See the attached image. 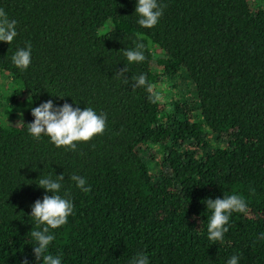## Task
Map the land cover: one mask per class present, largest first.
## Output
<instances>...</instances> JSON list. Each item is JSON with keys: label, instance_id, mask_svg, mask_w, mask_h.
Wrapping results in <instances>:
<instances>
[{"label": "trees", "instance_id": "1", "mask_svg": "<svg viewBox=\"0 0 264 264\" xmlns=\"http://www.w3.org/2000/svg\"><path fill=\"white\" fill-rule=\"evenodd\" d=\"M137 2L0 0L17 22L13 42L0 41V76L31 100L13 117L17 90L0 93V264H42L31 231L45 225L32 205L52 195L39 178L62 173L58 194L73 212L49 230L48 248L61 264H132L138 253L148 264H227L233 255L264 264V0H157L163 15L152 28L138 24ZM138 41L145 60L129 63L124 51ZM29 43L21 70L11 58ZM141 74L155 88L175 77L191 89L153 102L146 86L132 87ZM48 100L92 108L104 132L75 151L33 137L31 110ZM232 194L248 211L233 212L213 243L204 201Z\"/></svg>", "mask_w": 264, "mask_h": 264}, {"label": "clouds", "instance_id": "2", "mask_svg": "<svg viewBox=\"0 0 264 264\" xmlns=\"http://www.w3.org/2000/svg\"><path fill=\"white\" fill-rule=\"evenodd\" d=\"M163 7L157 3V0H138L135 12L139 15L138 24L143 28H152L163 15ZM15 20H10L7 13L0 9V41L11 44L17 35ZM145 45L142 42H136L135 48L124 51V55L129 63L143 62L145 60ZM12 62L21 70L27 69L31 63V45L26 48L16 50L12 56ZM127 72V67L121 69L117 76L123 79ZM125 83L128 80L124 79ZM132 87H145L150 94V99H161L160 95L155 92V86L147 82L144 74L132 78ZM34 121L28 124L29 133L39 138L41 134L47 135L56 147L65 146L71 150H76V143L87 142L94 136L102 134L105 130L106 119L103 115H97L92 108L79 107L73 108L70 104L64 103L60 107H54L52 100H48L31 110ZM75 182L76 187L83 192H89L90 186H86V179L72 175L70 177ZM64 180L63 173L56 176L53 180L49 177L39 178L38 186L51 192L52 195H44L42 202L35 201L32 205L31 216L36 220L37 225H45L41 230H32L31 236L36 241L33 247V253L36 260H42V264H61L59 256L48 254V248L55 239L50 229H57L67 223L68 217L73 212V204L70 199L62 198L58 193L61 189V181ZM204 203L207 209L212 211L210 221L207 226L208 239L213 243L223 242L224 234L229 231L225 225L229 222V217L233 212L246 213L248 211L245 199L238 195L232 194L224 196L222 199L215 200L207 198ZM264 239V233L260 235ZM238 257L233 255L227 264H238ZM23 264H27L24 261ZM132 264H148L145 254L138 253L133 257Z\"/></svg>", "mask_w": 264, "mask_h": 264}, {"label": "rangeland", "instance_id": "3", "mask_svg": "<svg viewBox=\"0 0 264 264\" xmlns=\"http://www.w3.org/2000/svg\"><path fill=\"white\" fill-rule=\"evenodd\" d=\"M108 24H109V21L104 22L103 25L98 28V33H102L103 31H105L108 28ZM182 81L183 82L181 83V86L180 84L176 83L175 77L171 78L170 80H165L161 83H158L155 89L161 97L160 100L164 101L170 98L171 96L174 97L176 93L181 91L184 85L187 87V89H191L190 88L191 84L189 83L187 79H182ZM172 83L174 84L176 83V86L173 88L170 87ZM0 84L2 85V88L0 89L1 95H4L2 93L3 90L5 93H7V96L9 95V92L11 94L13 90H17L16 97L18 98V101H16L15 109L12 112L10 110L9 112H11L13 117H18V118L22 117L26 113V111L29 110L31 107V100L28 96V93L21 90L17 84L12 83L11 81H9L8 77H5L3 75L0 76ZM6 117L8 116H5L4 118ZM142 157L144 158V160H148V158L145 155H142ZM147 164H151V162L147 161ZM149 168H151L150 165H149Z\"/></svg>", "mask_w": 264, "mask_h": 264}]
</instances>
